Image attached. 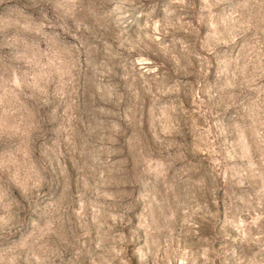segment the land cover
<instances>
[{"label":"clouds","instance_id":"obj_1","mask_svg":"<svg viewBox=\"0 0 264 264\" xmlns=\"http://www.w3.org/2000/svg\"><path fill=\"white\" fill-rule=\"evenodd\" d=\"M193 257L264 264V0H0V264Z\"/></svg>","mask_w":264,"mask_h":264},{"label":"rangeland","instance_id":"obj_2","mask_svg":"<svg viewBox=\"0 0 264 264\" xmlns=\"http://www.w3.org/2000/svg\"><path fill=\"white\" fill-rule=\"evenodd\" d=\"M143 19V18H142ZM109 35H112V33H109ZM145 67L150 68L151 65H145ZM116 71H119L122 73L121 69H116ZM171 95V94H169ZM183 101H184V106L186 109H188L189 111H194L198 108V106H200V102L203 101L204 103H206V101H204V97L202 95H200L199 93H193L190 96H183ZM167 97L164 98L165 102L167 101ZM249 123H251V121H249ZM196 126L200 127L201 126V122L197 121L196 122ZM220 140H217L216 143H220ZM206 163H211V158H209V160ZM189 264H198V261L196 260L195 257L192 258V260L189 261Z\"/></svg>","mask_w":264,"mask_h":264}]
</instances>
